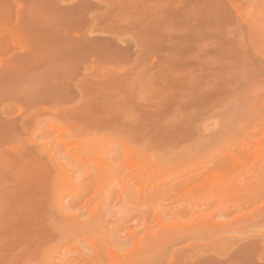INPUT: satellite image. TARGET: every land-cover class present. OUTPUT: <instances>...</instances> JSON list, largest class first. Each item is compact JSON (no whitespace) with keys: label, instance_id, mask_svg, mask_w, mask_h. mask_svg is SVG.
<instances>
[{"label":"rangeland","instance_id":"374dc122","mask_svg":"<svg viewBox=\"0 0 264 264\" xmlns=\"http://www.w3.org/2000/svg\"><path fill=\"white\" fill-rule=\"evenodd\" d=\"M0 205V264H264V0H0Z\"/></svg>","mask_w":264,"mask_h":264},{"label":"bare ground","instance_id":"6f19581e","mask_svg":"<svg viewBox=\"0 0 264 264\" xmlns=\"http://www.w3.org/2000/svg\"><path fill=\"white\" fill-rule=\"evenodd\" d=\"M29 151H30V149H29ZM25 152H27V151H25ZM28 153V152H27ZM26 154V153H25ZM131 158H132V156H131ZM133 159V158H132ZM137 161V160H136ZM2 204H7V203H2ZM0 206H2V205H0ZM4 206V205H3ZM7 206V205H6ZM6 206H5V208H6ZM9 206V205H8ZM3 208V207H2ZM1 208V209H2ZM10 210V209H9ZM8 211V210H7Z\"/></svg>","mask_w":264,"mask_h":264}]
</instances>
